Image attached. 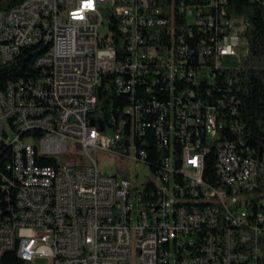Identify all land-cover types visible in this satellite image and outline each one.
I'll return each instance as SVG.
<instances>
[{
    "label": "built area",
    "instance_id": "1",
    "mask_svg": "<svg viewBox=\"0 0 264 264\" xmlns=\"http://www.w3.org/2000/svg\"><path fill=\"white\" fill-rule=\"evenodd\" d=\"M227 2L0 0V66L47 47L0 89V264H264V150L227 61L249 19ZM110 83L129 102L105 120ZM100 151L149 179L106 172Z\"/></svg>",
    "mask_w": 264,
    "mask_h": 264
},
{
    "label": "trees",
    "instance_id": "2",
    "mask_svg": "<svg viewBox=\"0 0 264 264\" xmlns=\"http://www.w3.org/2000/svg\"><path fill=\"white\" fill-rule=\"evenodd\" d=\"M185 1L192 3L199 2V0ZM225 7L230 16L234 18L247 17L249 19L246 32L248 52L241 58H228L227 61L232 64L230 73L235 79V85L232 86V89L237 99H239V115L247 126L246 138L259 151H263L264 0H228ZM46 48L43 44L25 47L15 60L1 65L0 89L5 88L9 81L36 75L39 71V67L36 64L37 57L45 52ZM98 93L100 98L99 109L105 120H108L112 114L120 116L123 106L129 102V97L118 94L112 83L107 86L104 84L98 90ZM149 131L151 133V129ZM147 147L151 154L157 151L154 149L155 138L153 136L149 137ZM0 154V165L3 166V161H9L11 159L12 151L10 148H2ZM207 162V171L213 170V157L209 156ZM44 163L50 164L51 160H46ZM1 261L4 262V260Z\"/></svg>",
    "mask_w": 264,
    "mask_h": 264
},
{
    "label": "rangeland",
    "instance_id": "3",
    "mask_svg": "<svg viewBox=\"0 0 264 264\" xmlns=\"http://www.w3.org/2000/svg\"><path fill=\"white\" fill-rule=\"evenodd\" d=\"M108 31V23L106 22L101 27V32ZM238 50L244 54L248 52V43L244 42L243 45L238 48ZM83 152V146L77 143L74 147V153L72 157L81 156ZM99 163L101 167L108 173H117L119 175L127 174L135 183H141L144 180H148L151 175V170L148 166L143 164H136L133 162H129V160H123L119 157H115L108 152L100 151L97 154ZM58 158L64 164L71 163V158L65 157V154H59ZM136 174L137 177H136Z\"/></svg>",
    "mask_w": 264,
    "mask_h": 264
},
{
    "label": "water",
    "instance_id": "4",
    "mask_svg": "<svg viewBox=\"0 0 264 264\" xmlns=\"http://www.w3.org/2000/svg\"><path fill=\"white\" fill-rule=\"evenodd\" d=\"M92 124H93V125L95 124V120H94V119L92 120Z\"/></svg>",
    "mask_w": 264,
    "mask_h": 264
}]
</instances>
